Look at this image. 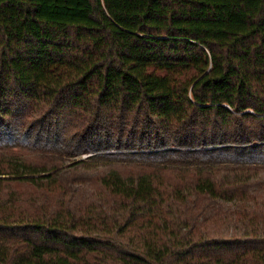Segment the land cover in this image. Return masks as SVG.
<instances>
[{"label":"trees","instance_id":"16d2710c","mask_svg":"<svg viewBox=\"0 0 264 264\" xmlns=\"http://www.w3.org/2000/svg\"><path fill=\"white\" fill-rule=\"evenodd\" d=\"M0 264H264V0H0Z\"/></svg>","mask_w":264,"mask_h":264},{"label":"rangeland","instance_id":"374dc122","mask_svg":"<svg viewBox=\"0 0 264 264\" xmlns=\"http://www.w3.org/2000/svg\"><path fill=\"white\" fill-rule=\"evenodd\" d=\"M84 158H85V156L82 157V159H84Z\"/></svg>","mask_w":264,"mask_h":264}]
</instances>
